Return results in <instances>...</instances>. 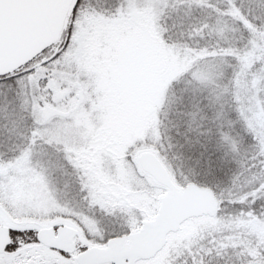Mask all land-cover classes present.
Listing matches in <instances>:
<instances>
[{
    "label": "snow or ice",
    "instance_id": "obj_1",
    "mask_svg": "<svg viewBox=\"0 0 264 264\" xmlns=\"http://www.w3.org/2000/svg\"><path fill=\"white\" fill-rule=\"evenodd\" d=\"M0 264H264V0H0Z\"/></svg>",
    "mask_w": 264,
    "mask_h": 264
}]
</instances>
